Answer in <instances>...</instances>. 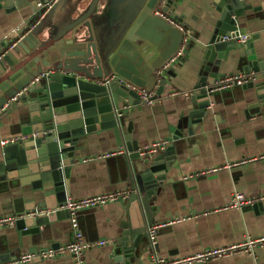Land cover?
<instances>
[{
    "label": "crops",
    "instance_id": "crops-1",
    "mask_svg": "<svg viewBox=\"0 0 264 264\" xmlns=\"http://www.w3.org/2000/svg\"><path fill=\"white\" fill-rule=\"evenodd\" d=\"M37 1L42 10L47 0ZM31 2L27 0L21 8L14 6L0 11V61L16 42H23V48L29 50L27 53L20 46L16 47L19 62L14 69L8 66L6 71L0 70V85L3 84L5 89L0 95L7 100L0 109V162L5 148L2 142L24 136L19 130V117L24 112L19 111L23 106L18 107L19 111L2 115L18 96L16 86L22 84L26 76L35 80L41 74L56 69L89 75L101 82L108 80L114 76L110 60L116 56L117 48L134 24L129 19L130 15L140 14L148 0H60L41 19ZM245 5L248 9L245 16L239 18V30L241 35L255 37L253 44L257 57L264 63V0H246ZM219 6V0H179L175 12L187 23L185 28L190 39L184 55L171 68L175 75L169 76L170 85L152 104H125L121 107L126 126L131 124L134 128L133 138L138 140L140 148L155 142L165 143V148L156 152L155 157H163L161 166L167 160L172 162V166L166 168L164 184L157 191L158 200L152 201L157 207L156 223L174 222L158 231L155 251L161 258L188 256L240 243L249 236L264 235V201L256 202L261 205L258 212L243 208L225 209L237 192L250 198L264 196V160L221 169L207 176L186 178L208 168L224 167L242 159L264 155V102L261 103L253 90L234 86L231 91L210 98V106L197 124H189L185 118L196 91L197 72L201 65L199 52L208 42L204 33L206 28L215 26ZM23 29L25 31L21 32ZM141 31L151 39L158 34L156 43L163 39L158 30L153 32L141 28ZM78 43H87L91 48L89 57L100 51L102 65L93 62L90 67H84L70 61L66 68L67 58L62 53H71L79 46ZM148 46L155 47L150 43ZM134 47L129 44L125 53H131ZM155 51V48L151 49L154 57L148 63L156 59ZM122 59L126 61L127 57L122 56ZM118 61H121L120 57ZM23 65L26 66L17 72ZM221 65L222 78L245 74L233 56ZM9 71L17 73L11 79L5 78ZM250 75L255 77L256 85H264V73ZM175 92L178 93L174 95ZM187 93L190 95L186 96ZM79 146L81 149L76 151L72 163L69 199L80 200L133 188L129 165L132 163L135 166L139 160L130 159L127 145H118L113 130L89 134L81 139ZM121 147L127 149L126 155L85 161L88 157ZM30 191L32 184L23 185L19 179H9L6 189L0 187V216L19 215L29 204ZM125 204L123 201L81 210L85 213L79 216L78 222L87 241L115 240L113 244L89 249L85 253L84 264L107 263V258L115 249L114 244L124 231ZM40 229L41 233L36 236L23 237L22 244L16 223L0 228V255H7L10 258L7 262H11L73 239L70 218L47 222ZM149 251L146 242L143 248H139V258L133 259V264H151ZM27 264H76V260L66 255L54 259L40 258ZM200 264H264V248L257 249L254 254L241 253Z\"/></svg>",
    "mask_w": 264,
    "mask_h": 264
},
{
    "label": "water",
    "instance_id": "water-1",
    "mask_svg": "<svg viewBox=\"0 0 264 264\" xmlns=\"http://www.w3.org/2000/svg\"><path fill=\"white\" fill-rule=\"evenodd\" d=\"M50 1L52 0L44 3ZM161 1L148 0L140 14L130 15L129 19L134 24L125 35L122 45L117 48L116 56L110 60L117 79L104 84L89 75H78L70 70L56 69L32 84L33 80L25 75L22 84L16 86L18 94L21 93L20 96L8 109L2 110L3 116L15 112L22 106L23 109L18 111L19 113L24 111L19 117L21 121L19 130L22 135L27 136V140L5 146L3 160L0 162L2 189L7 188L9 179H19L23 185L32 184V191L28 194L29 204L19 212L20 218L16 222L22 244L23 237L40 234V227L47 222L71 217L70 211L62 207L67 204L70 197L69 179L72 163L75 161L73 158L76 151L81 149L79 143L82 138L94 132L113 130L118 145L126 144L131 153L130 159L139 160V163L135 166L132 163L129 165L130 183L136 192L126 201L122 224L124 231L114 244L115 249L107 258L106 264H133V259L139 258V248H143L146 242L147 246H150L147 229L156 223L157 212V207L152 201L158 198L157 191L164 184L166 168L171 167L172 162L167 160L161 166L162 156L155 157V154L140 156L139 142L133 138L134 128L131 124L126 126L125 117L121 115V107L125 104H142L139 94L127 84L153 89L159 83L157 71L180 49L183 33L160 16L154 15V10L159 7ZM219 1L218 20L215 26L206 28L204 33L208 42L199 52L198 59L201 65L197 72L196 91L191 97L188 114L185 116L188 123L193 125L206 114L212 96L234 89L212 92L223 77L220 73L223 61L233 56L245 74L264 73V63L257 57L253 44L255 37L247 36L243 42L238 40L241 35L239 18L245 16V11L248 9L245 5L246 0ZM178 2L179 0H166L162 11L187 28L184 18L179 17L175 12ZM38 3L37 0L31 2V6L37 11V17L42 11ZM26 4L27 0H0V11L14 6L21 8ZM141 28L153 32L158 30L163 36L162 41L156 43L158 34L151 39L146 32L141 31ZM26 40L29 42L28 38ZM149 43L155 47L150 48ZM129 44L135 47L127 54L125 47ZM31 45L34 47L33 44ZM19 46L21 50L29 53V50L23 48L24 43L19 42L3 56L0 70L6 71L8 66L14 69L20 60L15 50ZM77 47L71 53H62L67 58L65 66L70 61L82 64L84 67H90L93 62L102 65L100 51L94 57H89L91 48L87 43H81ZM152 48L156 50L154 52L156 59L148 63V60L154 57L150 52ZM122 56H126L127 60H123ZM119 57L121 61L117 62ZM25 66H21L17 72ZM14 74L9 71L5 78L11 79ZM174 75L171 68L167 70L153 100L162 95L164 89L170 85L169 76ZM2 85H0V93L5 91ZM243 88L253 90L261 103L264 102L263 84L258 86L254 81H250L243 85ZM6 103L7 100L1 96L0 109ZM260 208L261 205L255 203L243 207V210L258 212ZM83 213L85 212L81 211L78 214V220ZM8 260L10 258L7 255H0V263H6Z\"/></svg>",
    "mask_w": 264,
    "mask_h": 264
},
{
    "label": "built area",
    "instance_id": "built-area-1",
    "mask_svg": "<svg viewBox=\"0 0 264 264\" xmlns=\"http://www.w3.org/2000/svg\"><path fill=\"white\" fill-rule=\"evenodd\" d=\"M60 0H52L46 4L43 5L42 13L40 14V19L43 18ZM166 0H162L159 4V7L154 10V15L160 16L167 22H169L173 27L179 29L183 33L182 43L180 46V49L178 52L172 56L166 63L162 65V67L157 71L158 76V82L161 81L162 77L165 75L167 70L172 68L176 62L184 55L188 41L190 39V35L187 32L185 26L175 21L172 17L167 15L162 11L163 6L165 5ZM246 35H240L238 37V40L240 42L245 41ZM18 42L14 43L9 50L13 49ZM8 50V51H9ZM51 72H46L35 78V80L32 81V84H35L36 82L40 81L42 78L48 76ZM114 79H117V76H111L108 80L100 81V83H109L113 81ZM255 77L251 75H245V74H235V75H228L222 78L214 87L212 92L215 91H221L229 88H233L234 86H243L250 81H254ZM131 89L136 91L139 96L140 100L145 104H152L153 97L156 94V91L158 89V86H156L154 89H144L140 88L138 86L127 84ZM178 92L173 93L176 95ZM21 93L18 94L20 96ZM190 94L187 93L186 96H189ZM18 96H15L13 101L17 100ZM27 140V136H21V137H13L8 140H4L2 142L3 146L20 143L21 141ZM165 148V143H159L155 142L152 144H149L142 148L140 150V156L146 157L150 155H154L159 150H163ZM127 149L125 147H121L117 150L109 151L104 154H101L99 156H92L85 159V161H91L95 159H108L113 158L119 155H126ZM259 160H264V155L256 158H247L242 159L238 162H234L231 164H228L224 167H216V168H208L202 172L193 174L191 176H188L186 178H193V177H199V176H207L209 174H214L219 172L221 169H231L233 167H239L245 164H248L250 162H256ZM136 191L132 189H125V190H117L105 194H100L93 197L83 198L80 200H73L68 199V202L65 206H63V209H68L70 211V219H71V225H72V231H73V239L65 244H62L58 247L50 246L49 248L42 250L40 252H37L35 254H26L22 256L21 258L6 262V263H0V264H27L29 262H32L35 259L41 258V259H54L61 256L71 255L75 260L76 264H84L85 259V253L92 248L96 247H102L109 244H113L115 242L114 239H106V240H99L96 242H90L87 241L85 238L84 233L80 229L79 222H78V212L81 210H87V209H94L100 206H106L109 204H114L117 202H126L130 199V197L135 193ZM258 201H264V196H260L259 198H250L245 196L242 193H235L231 203L225 207V209L233 210V209H242L245 206L253 205ZM46 213V211H43ZM20 218V215H2L0 216V228L3 227H10L14 226L17 220ZM177 222V221H176ZM174 222H164V223H156L154 225H151L147 229V234L150 241V261L151 264H200L205 263L211 260L221 259V258H228L236 254L241 253H250L254 254L257 249L264 248V235L263 236H257L247 237L244 241L240 243H234L228 246H221L216 248H210L206 250H202L198 253L191 254L188 256H182L178 258L173 259H166L161 258L157 256L156 254V245H157V239H158V231L160 228H163L165 226L171 225Z\"/></svg>",
    "mask_w": 264,
    "mask_h": 264
}]
</instances>
